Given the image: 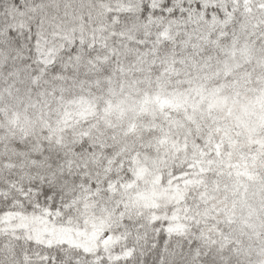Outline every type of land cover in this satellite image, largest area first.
<instances>
[{"label": "snow or ice", "instance_id": "obj_1", "mask_svg": "<svg viewBox=\"0 0 264 264\" xmlns=\"http://www.w3.org/2000/svg\"><path fill=\"white\" fill-rule=\"evenodd\" d=\"M0 264H264V0H0Z\"/></svg>", "mask_w": 264, "mask_h": 264}, {"label": "rangeland", "instance_id": "obj_2", "mask_svg": "<svg viewBox=\"0 0 264 264\" xmlns=\"http://www.w3.org/2000/svg\"><path fill=\"white\" fill-rule=\"evenodd\" d=\"M161 182H162V179H161ZM159 193L157 192V193H153V195H158Z\"/></svg>", "mask_w": 264, "mask_h": 264}]
</instances>
